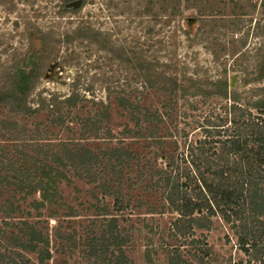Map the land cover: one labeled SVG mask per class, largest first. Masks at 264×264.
Segmentation results:
<instances>
[{"label":"rangeland","instance_id":"374dc122","mask_svg":"<svg viewBox=\"0 0 264 264\" xmlns=\"http://www.w3.org/2000/svg\"><path fill=\"white\" fill-rule=\"evenodd\" d=\"M70 1L0 0V92L26 83V65H32L34 76L25 99L32 112H13L0 104V161L24 168L11 173L0 166V264H40L37 253L27 248L32 229L42 237L39 247L50 252L45 264H173L178 254L190 264H245L249 256L238 247L237 235H243L236 229L239 220L233 219V228L216 216L204 228L193 226L192 234L188 229L186 235L177 234L170 229L177 214L160 207L163 189L132 186L129 205L124 206L127 194L124 204L116 205L114 196L102 194L84 174L68 168L63 170L67 179L54 176V199L34 208L40 194L26 195L15 183L25 177L26 156L38 152L36 147L42 158V151L62 152L61 142L69 140L91 149L128 147L134 157L142 155L139 167L148 164L143 169L147 180L153 166L174 171L173 176L198 168L220 181L210 174L219 166L227 174L222 163L213 165L219 144L201 145L205 133L195 128L211 121L228 125L224 130L229 134L235 127L231 121L241 128L264 125V109L254 106L264 102V0H83L80 7H65ZM148 74L176 76L188 90L197 83L211 93L225 81L226 96L188 93L180 100L184 107L171 111L173 124H179L178 132L172 129L178 146L172 138L163 148L145 130L154 123L140 122L143 138L127 134L126 129L137 127L118 106L117 97L124 96L153 107L150 112L164 113L157 90L141 85ZM68 97H74V104ZM233 104L239 108L228 112ZM184 112L190 114L188 125L180 118ZM87 119L91 125L85 126ZM187 144L195 145L190 155ZM201 146L207 149L204 157ZM182 152L190 163L182 161ZM171 161L177 168L170 169ZM238 162L239 168L245 164ZM132 171L136 179L137 167ZM3 176L14 184L5 187ZM260 217L264 220V214ZM112 218L113 240L108 231ZM204 247L207 255L201 252Z\"/></svg>","mask_w":264,"mask_h":264},{"label":"trees","instance_id":"16d2710c","mask_svg":"<svg viewBox=\"0 0 264 264\" xmlns=\"http://www.w3.org/2000/svg\"><path fill=\"white\" fill-rule=\"evenodd\" d=\"M30 68H32V65H26L25 84L17 82L13 90L0 92V104L9 105L10 110L13 112H32L25 102L34 78V76H31L33 69L30 70ZM141 85L148 91L157 90L156 93L160 96L158 103L165 108V111L164 113L159 111L150 112L153 107L147 109L142 107L139 101L130 102L128 98L119 96L117 97L118 106L129 112L130 120L137 127L134 130L129 128L125 131L127 134H134L135 136L133 137L143 138L144 136L141 133L143 129L140 122L154 123L153 126H148L145 130L148 131V138L155 143H160L163 148H165V140L172 138V143L175 144L176 148L178 146L177 136L173 135L172 129L178 132L179 124H173L175 121L171 111L176 107H184L180 103L181 99L184 100L188 93L194 97L197 91L200 92L199 94H204L205 96L209 94L223 97L226 96V93L223 92L227 89L226 82L224 81L221 83L220 90L217 89L213 93L206 91L202 87H198L197 83L190 84L189 87L191 89L188 90L176 76L170 77L163 74L151 76L148 74L141 82ZM66 101L74 104L76 100L74 97H68ZM254 106L262 110L264 109V102L258 101L254 103ZM190 107L197 109V103L191 102ZM238 108L237 105H230L228 112L237 110ZM211 115L213 116L214 114L211 113ZM189 116L190 114L186 112L182 115L180 114V118L184 120V125H188L187 117ZM59 120L62 119L60 118ZM90 122V119H87L84 125H91ZM231 123L235 127L229 134H225L226 130H224V128L229 129L228 125L214 124L211 121H207L206 123L200 121L195 128L205 133V138L199 141L201 145H205L206 143L219 144L218 149L212 153L217 158V163H213V165L219 166L222 163L228 170H226L227 174L224 175L225 172L220 166L218 167L219 169H211L210 174L217 175L220 179L218 182L217 180L212 181V179H208L206 175L198 171V168L192 172L185 171L182 176H173L175 175L173 174L175 173L174 171H170L169 169L166 171L162 170V168L158 170L156 167L153 169V166L148 170H152L154 173H151V176L147 180L144 177L143 169H147L148 164L139 167L142 164V155L134 157L128 147L111 146L106 149H91L83 144L82 141L74 142L69 140L68 142H61L63 147L62 152L42 151L43 155H45L42 158H38V155L41 154V149L36 147L38 152L35 151L33 155L26 156L25 177L18 180L15 184L19 190L26 189V195H31L34 192L40 194V201L33 200L34 208L44 207L45 202L54 199L56 191L51 186V183H54V176L67 179V175L63 170L68 168L77 170L78 176L84 174V177L88 181L87 183L96 184L95 187L99 188L102 194L114 196L116 205L124 204L126 194L129 198L124 206L127 207L129 205L131 201L129 193L132 190V186H140L142 184L141 188H149L150 190H155L152 188L157 187V190L163 189L160 197L161 209L163 211L171 209L172 212L177 214L176 219L172 222L174 223L173 228H170L172 231L174 230L177 234L180 232L186 235V230L188 229L190 231L189 234H192L193 226L196 225L199 228H204L208 226V223L211 221L210 219L216 216H220L226 223H232L233 228L235 226L233 219L239 220L240 224L236 225V229L240 227V233L243 235H237L239 241L238 247L249 256V260L245 264H264V220L260 217L264 214V125L257 122L251 123V125L248 123L244 124L243 128H241V125H236V121H231ZM221 132L225 135H221ZM182 133V139H186L188 134L185 129H182ZM105 134L110 135L111 133L107 130ZM106 138L110 140L109 142H111V139H114L112 135ZM121 141L119 140L118 142ZM68 146H72V149H69ZM194 146V144H187L189 155L194 150ZM199 150L201 156L204 157L203 153L207 150L206 147L201 146ZM1 152L0 156H2ZM186 153H181L182 161L186 160L188 161L187 163H190L188 154L186 155ZM112 159H114L115 163L111 162ZM206 159L209 162V155ZM241 159L245 160V162H242L245 164L239 168L237 167L238 160ZM229 161L234 165L230 164ZM173 163L174 161L168 163V166L172 167L170 168L171 170L175 169V167L177 168ZM0 166L11 173L24 169L16 167L10 160L5 163L0 161ZM135 167H137L136 179L131 176L132 170ZM37 172H39L38 176ZM154 176H156V179L150 180V177L153 178ZM7 178L8 180L11 179L8 176L1 178V181L5 182V187L7 184H14L8 181ZM96 178H99L100 181H97ZM181 187H184V191L181 190ZM188 189L190 190L187 191ZM126 191L129 192L125 193ZM139 204L142 203L140 202ZM163 211L161 215L164 214ZM151 214H154V212L151 211ZM195 214H200V216L195 217ZM110 221L108 231L111 233L110 236L113 240L112 233L116 226L114 224L116 220L112 218ZM36 234L37 232H33V229L30 231L27 248L29 251L37 253L38 263L45 264L51 258V255L48 250L39 247V243L43 241L42 237H36ZM206 248L204 247L201 251L205 255L208 252ZM176 251L179 250L176 249ZM172 263L190 264L181 259L179 254L174 257Z\"/></svg>","mask_w":264,"mask_h":264},{"label":"water","instance_id":"95a60500","mask_svg":"<svg viewBox=\"0 0 264 264\" xmlns=\"http://www.w3.org/2000/svg\"><path fill=\"white\" fill-rule=\"evenodd\" d=\"M82 4V0H73L66 4V7L77 8ZM235 77H232L231 85H234Z\"/></svg>","mask_w":264,"mask_h":264}]
</instances>
